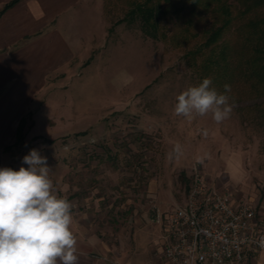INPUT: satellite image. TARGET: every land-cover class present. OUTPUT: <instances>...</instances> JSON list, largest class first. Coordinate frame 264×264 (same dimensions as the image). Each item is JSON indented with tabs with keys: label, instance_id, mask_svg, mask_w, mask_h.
<instances>
[{
	"label": "rangeland",
	"instance_id": "374dc122",
	"mask_svg": "<svg viewBox=\"0 0 264 264\" xmlns=\"http://www.w3.org/2000/svg\"><path fill=\"white\" fill-rule=\"evenodd\" d=\"M127 1L90 0L99 6L98 41L83 51L80 67L68 70L65 90L34 102L11 157L23 163L36 149L47 158L59 195L80 196L83 205L93 196L101 220L130 230L133 243L158 234L161 249V224L186 201L196 169L264 218V96L236 81L227 93L233 111L223 123L211 113L191 120L174 115L177 95L207 78L188 51L205 40L214 17L196 19L189 32L183 21L164 20L167 35L156 37L139 17L123 19L131 8ZM212 87L224 93L218 81ZM177 142L183 156L166 159Z\"/></svg>",
	"mask_w": 264,
	"mask_h": 264
},
{
	"label": "crops",
	"instance_id": "0c3cea01",
	"mask_svg": "<svg viewBox=\"0 0 264 264\" xmlns=\"http://www.w3.org/2000/svg\"><path fill=\"white\" fill-rule=\"evenodd\" d=\"M12 1L0 0V168L18 171L27 166L14 161L9 149L18 141L26 115L34 102L48 99L46 92L65 90L68 70L80 67L83 51L98 41L100 20L99 6L90 0ZM102 27L106 30L104 20ZM31 128L30 133L34 120ZM69 201L74 204L71 230L78 241L79 264H172L163 250L165 223L161 249L155 241L158 234L149 242L136 238L133 243L130 230H114L101 220L93 196L85 198L86 205L80 196ZM247 264H264V251Z\"/></svg>",
	"mask_w": 264,
	"mask_h": 264
},
{
	"label": "clouds",
	"instance_id": "9594fccd",
	"mask_svg": "<svg viewBox=\"0 0 264 264\" xmlns=\"http://www.w3.org/2000/svg\"><path fill=\"white\" fill-rule=\"evenodd\" d=\"M212 83L211 78H204L177 95L174 115L191 120L194 115L211 113L218 125L229 119L234 107L227 95L231 86L225 84L220 93ZM183 154L177 142L166 159ZM196 159L203 162L202 157ZM23 163L29 167L0 168V264H79L78 241L71 230L73 205L57 193L47 158L32 149Z\"/></svg>",
	"mask_w": 264,
	"mask_h": 264
},
{
	"label": "trees",
	"instance_id": "16d2710c",
	"mask_svg": "<svg viewBox=\"0 0 264 264\" xmlns=\"http://www.w3.org/2000/svg\"><path fill=\"white\" fill-rule=\"evenodd\" d=\"M18 0H13L14 3ZM127 1V0H126ZM123 19L140 18L153 36L166 37L164 20L183 21L184 32L207 14L214 23L206 37L188 51L201 76L223 86L239 82L264 96V0H128ZM234 9H238L235 13ZM184 32L182 36L185 37ZM203 56L202 62L197 58ZM19 128L18 139L21 136ZM83 134L84 132H79Z\"/></svg>",
	"mask_w": 264,
	"mask_h": 264
},
{
	"label": "built area",
	"instance_id": "2783aa9c",
	"mask_svg": "<svg viewBox=\"0 0 264 264\" xmlns=\"http://www.w3.org/2000/svg\"><path fill=\"white\" fill-rule=\"evenodd\" d=\"M165 225L164 255L172 264H247L264 251V218L255 206L198 169L186 201L167 214Z\"/></svg>",
	"mask_w": 264,
	"mask_h": 264
}]
</instances>
